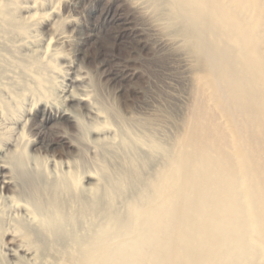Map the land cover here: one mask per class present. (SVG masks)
Segmentation results:
<instances>
[{
	"label": "bare ground",
	"instance_id": "bare-ground-1",
	"mask_svg": "<svg viewBox=\"0 0 264 264\" xmlns=\"http://www.w3.org/2000/svg\"><path fill=\"white\" fill-rule=\"evenodd\" d=\"M148 2L193 60L191 113L170 145L152 140L141 152L134 140L121 138V152H113L122 163L110 170L102 161L89 187L82 181L94 174L25 153L32 142L19 140L24 129L53 120L76 129L89 152L105 156L109 118L124 117L98 103L76 58L73 71L68 64H57L59 72L49 68L59 45L71 44L78 56L95 31L31 33V16H16L0 0V34L34 73L18 87L25 92L11 96L13 82L3 81L0 64V264H264V0ZM131 3L141 8L139 0ZM53 11L48 19L57 24ZM117 20V31L141 41L129 21ZM104 72L119 90L122 69ZM40 143L45 151L58 145L51 137ZM151 151L161 163L147 177ZM96 218L102 222L92 230L89 219ZM5 235L10 239L3 241Z\"/></svg>",
	"mask_w": 264,
	"mask_h": 264
},
{
	"label": "rangeland",
	"instance_id": "rangeland-1",
	"mask_svg": "<svg viewBox=\"0 0 264 264\" xmlns=\"http://www.w3.org/2000/svg\"><path fill=\"white\" fill-rule=\"evenodd\" d=\"M143 1L142 3L139 0L141 8H136L132 5V0H8L16 16H31L26 19L31 33L40 31L47 37L51 33H70L74 29L82 30L85 35L89 34V30L95 31L92 39L80 46L81 52L78 56L74 55V46L71 44L59 45L61 54L48 63L50 70L55 72H59L57 64H71L65 68L69 67L70 71H73L76 66L74 61L79 63L80 70L87 75L89 90L98 103L113 115L119 113L124 117L109 118V126L114 132L109 135V147L113 148L108 147L107 153L102 157L96 155V150L89 152V147L82 144L76 129L67 124L57 126L53 120L42 123L40 127L33 124L24 129V136L19 140V143L24 144L29 138L32 142L25 149V153L40 154L41 157L45 155L46 158L58 162L69 161L75 165L79 174H94L95 178L82 181L89 187L96 182V174L102 161L110 170L118 169L122 163L121 153L118 156L113 152L119 150L118 143L121 138L129 137L134 140L141 152L147 151L145 143L152 140L170 145L183 131L191 113L195 87L193 60L182 51L180 41L167 34L163 20L151 15L148 0ZM28 5L35 6L27 9ZM51 9L54 10V19L59 20L57 24H52L53 20L48 19L47 12ZM65 17L74 21L66 22L63 19ZM117 18L120 21H129V26L135 27L140 33L141 41H130L123 31H117L120 25ZM45 22L47 24H44ZM11 42L12 39L9 40L6 34H0V64L6 75L3 81H9L10 78L13 82L12 90L8 91L12 96L15 91L25 92L24 88L18 90V87L22 86V82L24 85L30 84L34 73L31 68H23L26 61L22 59V52L14 48ZM74 58L76 59L71 61ZM102 61L106 63L103 67L99 65ZM108 68L122 69L126 75L119 90L104 72ZM1 95L6 94L1 91ZM0 106L2 107L1 102ZM8 116L15 117V114ZM48 137L54 138L55 143H58L51 151H45L40 143L43 138ZM4 140V137L0 136V145ZM66 142L72 145H67ZM60 143L62 148L59 147ZM119 152L121 151L117 154ZM150 155L152 163L144 171L147 177L161 163L159 152L151 151ZM47 167L50 169V165ZM95 171L97 173H94ZM116 209L120 212L124 210L122 200H117ZM101 219H89V224H94L91 225L92 230L102 222ZM10 237L5 235L3 241L9 240Z\"/></svg>",
	"mask_w": 264,
	"mask_h": 264
}]
</instances>
